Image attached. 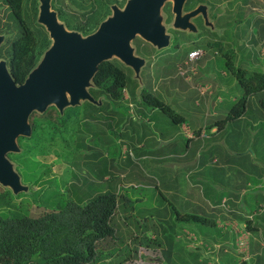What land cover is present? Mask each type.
Returning a JSON list of instances; mask_svg holds the SVG:
<instances>
[{
    "label": "rangeland",
    "instance_id": "obj_1",
    "mask_svg": "<svg viewBox=\"0 0 264 264\" xmlns=\"http://www.w3.org/2000/svg\"><path fill=\"white\" fill-rule=\"evenodd\" d=\"M127 1L121 9L112 8L111 15L109 17H112L113 14L122 11L126 6ZM49 2L50 0H37L36 19L37 22L43 26L50 39L49 33L45 27L50 21L49 16H51L53 13L49 8ZM142 2L143 0H140L135 8H138ZM225 3L226 0H222L217 4L221 12L225 8ZM165 4L168 5V10L172 15L170 19V25H165L163 23L165 16L162 12V7ZM176 6V0H156L152 10L146 14L145 24L134 27L133 29H136L137 31L134 33L132 32L133 29H128L124 38L121 39L117 45L118 50L109 48L110 53L103 54L100 59H116L120 62L123 61L124 64H127L133 57L130 42L134 37L144 38L150 41V43H155L157 44L156 46L160 48L162 47L163 50L157 55V57H155L156 59L153 62V66L146 67L144 69V74L142 76V79L145 81L144 86L147 88L150 79H152L148 77V74L150 73L153 75L155 80L158 78L166 80L167 82L165 85L164 83L159 82V89L154 94L160 97L162 100H165V98H163L161 93L166 95V92L171 90V86H176L177 93L165 101H167L168 105L172 107L177 113L181 115L183 114L185 123L189 125L192 131H196L200 127H204L205 125H208L213 121L223 117L230 108L231 102L234 99L236 100L242 94V90L240 89L235 77L229 72L224 71L226 58L222 56L221 53L227 52L229 45L233 42L231 48L234 54L233 62L235 67H237L236 62H238L240 59L244 67L243 69H248L250 62L252 64L259 62V59L256 60L259 58V50L257 49L256 43L251 44L246 42L250 34L249 31H247L245 36L241 37L240 39H236V37L233 36H236V33H242L241 28L244 24H248L247 21L249 22V25H251V21L254 19V17H256V20H260L257 26L264 25V0H250L249 9L242 12L243 15L241 16V19L238 18V22H241L238 25L239 30H237V27L233 29L232 27L228 26L224 31L220 33L217 32L218 29L214 28L215 26L213 24V18H215L216 15L210 14L209 20L205 19V24L208 26L207 31L203 35L199 36V38L197 36V40L202 37L203 38L197 42L196 45L194 44L195 47H202L203 53L199 59L193 60L191 62L187 60L186 55H188L187 52L190 50V47L192 48V44L194 43L192 38L198 32L195 28V24L191 22L193 17H190V14L182 15L179 13V9L175 8ZM234 9L235 8H233L232 11H234ZM194 12H196V15H199V10H195ZM52 16H54V19L56 20L54 13ZM0 17H2L1 14ZM58 24L61 25L59 22ZM169 26H172L175 29L183 30L189 34V36L184 35L175 38L177 44H179V47L176 51H173V46H171L173 36H170L166 33V29L169 28ZM251 32L252 35L256 36L255 30L251 29ZM221 33L224 35V38L219 40V35H221ZM73 34L74 37L72 39L77 41L74 43V46L79 47L80 44L78 41L81 42L82 37L78 34ZM7 38V34L4 33L1 35L0 44ZM188 39L190 40L188 41ZM193 39L196 42V39ZM50 46L51 39L48 49L43 52L36 65L32 69L34 72L42 71L44 76L43 80L48 79L52 74V71L56 69L58 65L63 64V54L56 61V65L54 67L48 64L50 59L53 58V52H49ZM124 46L128 48L126 51H124L122 56L115 54L121 47ZM198 49L201 50L200 48ZM219 49H221L222 52H219L218 54ZM248 49H251L252 53L258 51L256 58L247 57V55L251 54V52H248ZM241 56L243 58H241ZM6 59L7 58L4 56V58L0 60V68L9 81L10 86H13L8 76ZM138 64L140 63L138 62ZM134 68L136 67L134 66ZM94 70L95 66L92 64H88L87 66L83 67L82 70L80 69L72 81L63 84V90L53 94V103L39 102L41 98L40 97L38 102H36L38 105L27 109L25 113L24 125L19 123L18 127L12 130L9 135L1 139L0 187L8 190L12 195H18V197L15 199V203L19 202L20 200H24L25 206L29 210L34 209L35 205L37 207L42 206L43 203H45V198L49 197L50 190H59L65 194L63 196H59L60 200H54L51 198L48 202H46V207H57L58 204L60 205L62 202H65L68 199V195L70 196L72 193L71 186H74L76 182H83L84 185L79 186L78 189L75 190L74 193L76 195L71 197L73 200L80 197H83V199L90 197L89 195H91V191H101L100 189H102V191L104 190L105 192L110 191V188H112L113 191L119 193L124 198L122 203L118 202L119 209L122 204L121 211L117 210L114 219L110 222V226L114 229L116 235L120 236L124 241L120 242L119 246L129 242V246L136 250L131 252L132 256H139L142 258L141 261L143 263L150 260H156L155 262H157V264H169V244L171 242H178V240L175 239V236L178 235L183 242H188L193 245L194 243L200 241L198 236L202 233V227L200 223L181 219V217L180 219L175 220L174 214L170 209H168V207H165L163 213L156 210L157 207L155 205L159 202H162V197L166 199L167 202L169 201L166 184L167 175L164 172H161V177L156 178L154 174L157 173L151 169L150 164L148 165L147 162L132 159L131 153L126 152L128 153V157L126 156L128 160L127 163L130 167H122L121 164H116V162L113 164H108V160H105V164L104 161H102V165H96L99 159L95 158V156L98 155V153H103L105 151H107L108 154L119 153L120 144L116 142L117 137L115 136V132L118 131V127H114L111 120L104 121L105 119H101L102 122L97 121L90 123L92 126L88 130L90 131L89 136L95 135L94 133H96L94 140H92L90 143L92 148L91 151L94 155L91 157V159H89L90 164L87 162V165L85 167H81L80 170L76 169L75 167H71V165L68 163L69 156H67V158L63 157L62 150L64 148L61 147L63 144L58 143L56 137L49 144L46 142L48 132H42L40 138H37L38 140L36 142H32L31 140L27 139L29 135L27 116L30 112H40L47 106H53L58 111H61L67 106L80 104L84 100L91 102V98L87 93V89L91 87L90 79ZM222 70L224 72H222ZM31 72L29 74L30 76L28 75L29 79L34 75L33 73L31 74ZM80 75H83L82 79L79 78ZM79 79L81 81H79ZM183 79H186V84H184ZM40 83L44 84V82ZM205 85L210 87L208 91L204 90ZM184 88L186 91L184 92L183 97H188L192 100L196 99V101L199 102L198 107L193 106L192 100L181 97L180 93ZM209 93H211L212 96L208 97ZM70 96L74 97L72 101L69 99ZM216 96L220 98L221 102H217L215 100ZM62 97L65 99V101L60 102ZM205 98H207V100H205ZM251 101L252 102L250 105L253 108V106H256L257 103L255 99H251ZM211 113H216L217 115L215 116ZM252 113L253 112L250 111V113H247L240 121L227 123L216 134H205L203 137H197L187 141L186 138H183L181 134L176 133L177 139L173 144L174 152L177 154H185L186 158H192L196 156V152L200 151L202 152L200 159H217L218 161L222 159H230L231 161H236L241 172L240 182L246 179L248 180L246 173L259 175V171L257 169L258 167L253 163V159H255L253 157V153L257 152H243L249 141L254 143H264L263 127L257 128V135L254 139H252L250 129L251 123L254 119ZM100 123H106L107 129H104L101 125H99ZM67 129L68 130H66V133L71 132L73 127L69 126ZM76 131L78 134H80V132H78L79 128H76ZM104 131L106 134L105 136H108L106 137L108 142L105 143L96 138L99 136L98 133L100 134ZM156 131L157 132L155 133L161 132V130L158 128ZM151 132L153 133L154 131ZM151 138V136L148 137L145 147H148V143L150 142ZM62 140L65 142L67 148L73 147L70 141L67 140L66 136L63 137ZM67 148L64 149L65 154L67 153ZM235 154L242 155L236 156ZM262 154L263 156L260 160L262 161L261 164H264V151H261V155ZM27 158L30 161L37 162L39 166L34 170L23 169L24 160ZM62 158L66 159L67 162ZM100 162L101 161H99V163ZM164 162L165 161L161 159L160 163L163 164ZM121 170H123V172L130 170L132 173H135L133 176V179L135 180L139 179V177H143L146 181H148L149 184H152V187L150 185L147 186L144 184H139L135 187L123 185V183H126V180L128 179L123 180L119 177ZM103 174H107L106 179H101ZM162 174L164 175L162 176ZM39 176L40 180H42L41 183L33 184L32 180ZM252 176L253 175H251V177ZM158 181H160L159 184L157 183ZM189 181L191 182L192 178H190ZM164 184L166 185L164 186ZM154 185H156V187ZM42 186L45 188L40 192L39 189ZM47 188H49V191ZM76 191H78V194ZM157 191L160 192L161 195H158ZM258 193L259 194L254 197V201L251 206L252 209H254L256 205L261 207V204H264V193ZM253 194H256V192H251V195ZM247 197H250V195H247ZM202 216L207 217L205 215ZM183 226L190 227L189 233L194 237V240H186L185 237L187 235L184 236L178 231ZM147 228L148 230L144 231ZM254 235L259 241H261L257 243L263 244V246L259 247V249L255 251V255H250V260H248L246 264H264V228L258 233H254ZM131 236L134 237L131 238ZM192 236H190L191 239H193ZM156 239L159 242L158 245L153 243V241ZM238 246L242 248L245 245L243 242H239ZM152 247L156 251L155 257L150 255L151 250L149 255L145 253V250ZM209 247L215 252L216 249H214L215 247L212 246L211 243H209ZM203 250L206 251L207 248L203 247ZM241 254L244 256L245 251L241 250ZM215 257L216 256H213L214 259ZM219 260V263L213 262L215 264H235L233 262H224V260H221V257ZM137 261L138 260L136 259V262ZM193 264L197 263L193 262Z\"/></svg>",
    "mask_w": 264,
    "mask_h": 264
},
{
    "label": "trees",
    "instance_id": "obj_2",
    "mask_svg": "<svg viewBox=\"0 0 264 264\" xmlns=\"http://www.w3.org/2000/svg\"><path fill=\"white\" fill-rule=\"evenodd\" d=\"M126 1L50 0L49 8L64 30L81 37H87L93 34L111 15L112 8L121 9ZM221 1L184 0L181 12L189 13L196 6L204 5L207 7L209 15H216L213 18L214 28L220 32L228 26L233 29L237 27L239 30L238 25L241 22H238V18L241 19L242 12L249 9L250 0H226L222 12L217 5ZM233 8H235L234 11H232ZM162 12L165 16L163 23L168 25L172 15L167 4L162 7ZM0 14L2 15L0 17V36L4 33L8 35V38L0 44V60L4 56L7 58V70L11 84L21 86L43 52L48 49L50 39L43 26L37 22V0H0ZM192 22L198 33H196V37H193L196 42L192 38L194 43L188 52L198 48L203 51L202 47H195L194 44L196 45L203 38L197 40L207 31V28L203 26L200 17L193 18ZM259 22L260 20H254L249 25L247 21L248 24H244L241 28L242 33H236V36L233 37L240 39L245 36L249 28H252L258 35V40L263 39V26H257ZM166 32L173 36L171 44L173 51L179 47L176 37L189 36V34L170 28H167ZM219 36V40L224 38L222 33ZM246 42L256 43L251 35ZM232 43L227 52H222L219 49L218 54L222 52L221 55L226 58L224 71L235 77L242 94L231 102L230 108L223 117L204 126L203 129L206 131L211 128H215L217 131L221 130L227 123L235 122L250 111L253 112L250 105L252 97L255 98L257 106L264 115V72L251 66L248 69H243L241 59L236 62L237 67H235ZM130 44L134 56L144 60L140 72L142 78L144 69L150 67L159 52L138 37L132 38ZM241 58L243 57L241 56ZM224 71L222 70V72ZM90 80L91 87L87 89V93L98 104L84 100L80 104L67 106L61 111L53 106H47L40 112H30L27 116L28 140L36 142L37 138H40L42 132L45 131V133L48 132L46 138L48 144L56 137L57 142L62 143L61 147L65 149L67 146L62 139L67 137L73 147L67 148L66 154L63 149L62 155L64 158L69 156L68 163L72 168L80 170L81 167L87 165V162L89 163V159L94 155L90 143L94 140L96 133L88 136V130L92 126L90 123L100 122L101 119L113 122L116 121L115 119L118 120L122 112H125L126 109L122 108L120 103L123 94L127 95V100L130 103L136 104L139 101V107L146 110L149 119L155 120L159 117L172 126L185 122L184 115L177 113L160 97L154 95L155 92L149 85L147 88L143 86L139 89L138 81L134 78L131 68L116 59L101 61L96 66ZM99 125L107 129L106 123ZM69 126H72L73 130L66 133ZM76 128H79L80 134L77 133ZM201 129H197L194 135L198 137ZM102 133H98L99 138H96L103 143L108 142L105 131ZM115 133L118 139V131ZM85 147L90 150H85ZM105 152L110 164L115 163L118 155ZM96 156H101V153ZM96 156L95 158H97ZM64 161L67 162L66 159ZM96 165H102V162L98 161ZM38 166L37 162L30 161L28 158L23 163V169L26 170H34ZM106 175L103 174L101 179ZM40 176L34 178L32 183H41ZM81 185H84L83 182H76L74 186L72 185L71 195L69 196L67 193L68 199L60 205L58 204L57 207H46V202L51 198L60 200L59 196L65 194L59 190L49 191L47 188L50 195L45 198V203L38 207L35 205L34 209L30 210L26 208L24 200L15 203L18 195H12L8 190L0 187V264H157L156 260L143 263L139 256H132L131 252L136 250L129 246V242L119 246L120 242L124 241L116 235L110 222L114 219L117 210L121 211L122 204L119 209L118 202H123V196L110 188V191L105 192L102 189H100L101 191H91L90 197L85 199L83 197L71 199L76 195L75 190ZM44 188L42 186L39 189L40 192ZM76 192L78 194V191ZM176 217L200 223V225L205 220L202 216L195 214ZM146 230L148 228L144 231ZM133 237L131 236V238ZM153 243L158 245L159 242L156 239ZM148 249L145 250V253L149 255L151 250L150 255L155 257L154 248Z\"/></svg>",
    "mask_w": 264,
    "mask_h": 264
},
{
    "label": "crops",
    "instance_id": "obj_3",
    "mask_svg": "<svg viewBox=\"0 0 264 264\" xmlns=\"http://www.w3.org/2000/svg\"><path fill=\"white\" fill-rule=\"evenodd\" d=\"M183 2L184 0L180 1L175 7L179 9V13L182 15L190 14V17L193 18L200 17L203 26L207 28L208 26L205 24V19L209 20V14L206 12L207 7L198 5L191 12L182 13L181 6ZM195 10H199V15H196V12H194ZM254 20H256V17H254L252 21ZM169 28L184 32L172 26H169ZM251 29H248L250 33L249 36L251 35L255 39L257 49L259 50V58L256 60L259 59L260 63L252 64L250 62V66L264 72V25L263 39L260 40H258L257 34L256 36L252 35ZM217 32L220 31L217 30ZM184 33L188 34L186 32ZM140 39L149 43L159 53L163 50L162 47L156 46L157 44L155 43L152 44L144 38ZM201 52L203 53V51ZM248 52H251V54L247 55L248 58H256V54L258 53V51L252 53L251 49H248ZM154 60L155 59H153V62ZM137 61L140 64H138ZM153 62L150 67L153 66ZM121 63L124 64L123 61ZM124 65L131 68L134 78L138 81V88L140 89L143 87L145 81L140 77V72L143 68L144 60L133 54L131 61ZM134 66L136 68H134ZM148 77L152 78L150 79L149 86L154 92L159 89V82L164 83V85L167 82L162 78L155 80L151 73L148 74ZM185 81L186 79H183L184 84H186ZM185 88L180 93L181 97H183L186 91ZM209 88V86L205 85L204 90L208 91ZM170 89L171 90L166 92V95L161 93L165 100L177 93L176 86H171ZM209 96H212V94L209 93L208 97ZM183 98L192 100L188 97ZM165 100L163 99V102L168 104ZM205 100H207V98H205ZM215 100L221 102L218 96L215 97ZM192 101L194 107L199 106V102H197L196 99ZM91 102L98 104L97 101H93L92 99ZM120 103L121 107L126 110L119 115L118 120L115 119L116 121L112 122L114 127H118L119 134L116 140V142L120 144L119 153L116 154V156H118L116 157L117 159H115L116 162L118 160L117 164H121L122 167H130L127 163L128 160L126 156L128 157V153H131L132 159L147 162L148 165L150 164L151 169L157 173L154 174L156 178L161 177V172L167 175L166 184L169 201L167 202L166 199L162 197V202L155 205L157 207L156 210L159 212L163 213L165 207H168L174 214L175 220L180 219L176 218V216L181 215L195 214L198 216H207H202L205 220L201 225L202 233L198 236L200 241L192 245L191 243L183 242L178 235L175 236L178 242H171L169 244L168 263L193 264V262H195L197 264H215L214 262H220V257L224 262H233L235 264L241 262L246 263L250 260V255H255V251L263 246V244L257 243L261 241L255 237L254 233H258L264 228V210H262L260 206L258 207V205H256L254 209H252L251 206L254 197L259 194L258 192L264 193V164H261L262 161L260 160L263 156V154L261 155V151H264V143H254L250 141L247 143V147L243 152H257L253 153V157L255 158L253 159V163L258 167L259 175L246 173L248 180L246 179L240 182L241 172L236 161H231L230 159H222L220 161L217 159H200L202 155L200 151L196 152L195 158H186L185 154H177L174 152L173 144L177 139L176 133L181 134L187 141L197 138V136L194 135L196 131H192L185 122L172 127V125L167 124L164 119L159 117L155 118V120L152 118L149 119L146 110L139 107V101H137L136 104L130 103L127 100L126 94H123ZM211 114L217 115L216 113ZM252 116L254 119L250 129L252 139H254L257 135V128L263 127L264 129V115L261 113L257 104L253 106ZM243 118L244 117H241L237 121ZM157 128L160 129L161 132L155 133L157 132ZM200 128L202 129L200 130L199 138L205 136V134H216L220 131H217L215 128H211L207 131L203 129L204 127ZM151 131L154 132L152 133ZM89 132L90 131H88V136ZM149 136L152 138L148 143V147H145V143L148 141L147 139ZM83 142L85 143L86 141L84 140ZM84 149L90 150L87 147ZM242 154L235 155L239 156ZM97 159L101 162L104 161V164L105 160H108L105 152L101 153V156H98ZM161 159L165 161L163 164L160 163ZM108 164H110L109 160ZM125 172L121 170L119 174V177L123 180L128 179L123 185L135 187L139 184H144L152 187V184H149L143 177H139V179L135 180L133 179L135 173H132L130 170ZM163 175L164 174H162V176ZM251 175L253 176L251 177ZM190 178H192L191 182L189 181ZM104 179H106V177ZM159 182L160 181L157 183L159 184ZM166 184H164V186ZM154 186L156 187V185ZM251 192H256V194L251 195ZM157 194L161 195L158 191ZM247 195H250V197H247ZM184 226L178 231L184 236L187 235L185 237L186 240H194V237L189 233L190 227ZM190 236H192L193 239H191ZM239 242H243L245 246L242 248L239 247ZM209 243H211L217 251L215 250L214 252L209 247ZM202 246L207 248V250H203ZM241 250L245 251V257L242 256ZM213 256H216L215 259Z\"/></svg>",
    "mask_w": 264,
    "mask_h": 264
},
{
    "label": "water",
    "instance_id": "obj_4",
    "mask_svg": "<svg viewBox=\"0 0 264 264\" xmlns=\"http://www.w3.org/2000/svg\"><path fill=\"white\" fill-rule=\"evenodd\" d=\"M156 0H143L138 8H134L131 16L125 18L122 22L118 21V27L115 30H107L102 40L91 44L87 47H78L80 54L75 58H69L66 52L62 55V62L52 71V74L43 83H37L29 90L22 92L18 96L16 104H12L0 96V109L4 112V121L0 125V144L1 139L19 126L21 115L25 114L29 105L37 102L38 99L46 92L51 91L57 84H66L72 81L74 76L83 67L90 63L96 66L104 60L100 57L105 54L106 50L113 48L118 50V43L126 35L128 29L145 24L146 14L152 10ZM78 76V75H77Z\"/></svg>",
    "mask_w": 264,
    "mask_h": 264
},
{
    "label": "bare ground",
    "instance_id": "obj_5",
    "mask_svg": "<svg viewBox=\"0 0 264 264\" xmlns=\"http://www.w3.org/2000/svg\"><path fill=\"white\" fill-rule=\"evenodd\" d=\"M140 0H128L126 3L125 8L116 13L113 14L112 17H109L106 19L99 28L91 35L87 37H82L81 42H79L80 47H89L91 44L98 42L103 39L105 32L107 30H115L118 27V21L124 20L128 16H131L132 12L134 11L135 6L138 4ZM180 3V1L176 0V5ZM51 12V11H50ZM53 15V13H52ZM49 16L50 21L46 24V29L49 33L50 39H51V46L50 51L53 52L52 56L53 58L50 59L48 64H50L52 67L56 65V61L61 57V55L66 52L67 56L70 58L76 57L80 54L79 48L77 46H74V43L77 41H74L72 38L74 37V34L71 32H68L61 27V25L58 24V22L54 19V16ZM137 32L136 29H133L132 31ZM141 35V33L139 32ZM77 47V48H76ZM128 47L124 46L119 49V51L115 54L121 55L124 54V51L127 50ZM106 53H110V49L106 50ZM94 64V63H90ZM90 66V65H89ZM88 68V67H87ZM86 70V68H85ZM34 74L33 76L26 79V81L21 86H10L9 81L7 80L5 74L0 68V96L5 99L6 101L16 104L18 101V96L30 88H32L34 85L40 82H45L47 79L43 80V72L42 71H35L31 72V74ZM87 73V72H85ZM30 76V75H29ZM78 77V76H77ZM76 77V78H77ZM79 78H83V75H80ZM79 81H81L79 79ZM63 84H57L55 88H53L51 91L44 93L41 95L40 101L43 103H50L53 101L54 93H58L61 90L64 89ZM67 99V98H66ZM71 101L74 99V97L70 96L69 98ZM39 100V99H38ZM65 101V99L62 97L60 102ZM38 102V101H37ZM53 103V102H52ZM38 105V103L34 102L29 105V109L32 107H35ZM4 112L0 109V124L4 121ZM25 120V114L21 115L19 122L20 124L24 125Z\"/></svg>",
    "mask_w": 264,
    "mask_h": 264
},
{
    "label": "built area",
    "instance_id": "obj_6",
    "mask_svg": "<svg viewBox=\"0 0 264 264\" xmlns=\"http://www.w3.org/2000/svg\"><path fill=\"white\" fill-rule=\"evenodd\" d=\"M201 55H202V52L200 50H194L188 53L187 58H188V61H193V60L199 59ZM260 208L264 210V205H261Z\"/></svg>",
    "mask_w": 264,
    "mask_h": 264
}]
</instances>
